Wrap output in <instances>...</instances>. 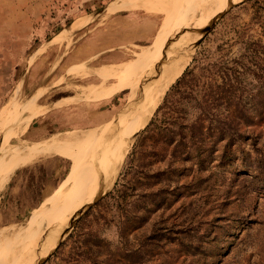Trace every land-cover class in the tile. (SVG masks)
<instances>
[{
  "label": "rangeland",
  "instance_id": "1",
  "mask_svg": "<svg viewBox=\"0 0 264 264\" xmlns=\"http://www.w3.org/2000/svg\"><path fill=\"white\" fill-rule=\"evenodd\" d=\"M125 1L0 0V118L18 86L51 107L29 123L23 106L0 123V143L20 122L23 141L84 135L134 103L132 89L94 95L86 88L118 80L89 71L134 60L186 0L151 10ZM200 13L172 33L194 39L188 61L113 155L112 189L81 207L37 264H264V0H228L206 26ZM36 155L0 188V228L39 219L84 163L61 144Z\"/></svg>",
  "mask_w": 264,
  "mask_h": 264
},
{
  "label": "bare ground",
  "instance_id": "2",
  "mask_svg": "<svg viewBox=\"0 0 264 264\" xmlns=\"http://www.w3.org/2000/svg\"><path fill=\"white\" fill-rule=\"evenodd\" d=\"M227 1L202 0L200 1L201 4L199 0L184 1L183 10L180 11L178 8V13L171 23L162 25L161 28L166 29L164 35L143 48L141 52H137L134 60L117 65L118 67L107 64L108 66L104 67L107 69L105 71H99L96 68L89 71L92 75H98L102 81L109 78L118 80V83L108 90L107 88L106 90H102L103 88L99 90L97 87L86 88H92L94 95L112 96L121 91L133 90L134 103L114 114L106 125L89 129L84 135H80L74 130H68L56 132L49 137L38 140L30 139L27 141L19 140L17 136H14L15 131L22 127V122L19 123L17 129L9 131V135L5 136L3 142L0 143V153H2L0 155V188L4 186L16 169L33 157L34 153L37 154V157L40 156L46 146L49 145L61 144L66 149L75 150L78 154L83 155L84 163L80 169L76 167L72 170L67 177L66 188L58 202L47 209H42L39 219H36L34 215V219L32 218L28 225L17 228H0V264H37L39 258L47 255L49 250L59 241V237L61 238L60 235L64 233L70 219L78 215V210L112 189L121 168V161L113 155L127 149L130 144L129 137L146 124L156 106L158 95L168 82L173 81L174 79H171L182 71L188 61L187 53L190 51L194 39L184 32V34L176 36L175 41H173L171 39L172 33L179 27L185 26L197 13H200L198 12L199 9L202 12L196 26L208 25L215 15L219 14ZM170 2L176 1L127 0L124 5L132 8H150L149 10H151ZM200 6L201 8H199ZM74 26L75 23L71 24L72 29ZM196 26L194 25V28ZM164 93L160 96L162 97ZM77 98L78 96L73 97L72 100L75 101ZM39 99L40 95L34 99V94L23 99L22 88L18 86L1 112V125H7L10 116L17 113L23 106L27 107L26 115L29 123L39 113L43 114L51 109L50 106L41 108ZM109 134L111 135L110 143L102 150L99 147L104 145ZM77 146L78 149H76ZM111 162L112 164H110ZM101 173L104 175L100 176Z\"/></svg>",
  "mask_w": 264,
  "mask_h": 264
},
{
  "label": "crops",
  "instance_id": "3",
  "mask_svg": "<svg viewBox=\"0 0 264 264\" xmlns=\"http://www.w3.org/2000/svg\"><path fill=\"white\" fill-rule=\"evenodd\" d=\"M114 115V114H113Z\"/></svg>",
  "mask_w": 264,
  "mask_h": 264
},
{
  "label": "water",
  "instance_id": "4",
  "mask_svg": "<svg viewBox=\"0 0 264 264\" xmlns=\"http://www.w3.org/2000/svg\"><path fill=\"white\" fill-rule=\"evenodd\" d=\"M221 12V11H220Z\"/></svg>",
  "mask_w": 264,
  "mask_h": 264
}]
</instances>
